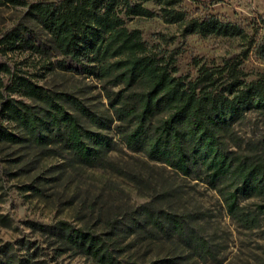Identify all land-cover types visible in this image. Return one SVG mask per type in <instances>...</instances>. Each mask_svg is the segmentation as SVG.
<instances>
[{
	"label": "trees",
	"instance_id": "trees-1",
	"mask_svg": "<svg viewBox=\"0 0 264 264\" xmlns=\"http://www.w3.org/2000/svg\"><path fill=\"white\" fill-rule=\"evenodd\" d=\"M185 0H0V6H25L28 15L51 37V46L38 39L35 29L20 22L0 38L7 54L62 55L63 69L106 78L114 85L108 92L113 116L102 117L75 96L51 92L31 78L12 73L0 61V114L15 122L22 135L0 125V140H29L39 146L55 145L77 161L101 163L112 148V137L103 130L86 127L65 101L75 106L96 126L109 129L118 121L117 135L132 151L166 164L186 176L207 183L218 191L227 212L246 228H255L264 214V153L257 156L230 149L233 124L252 109L264 112V73L249 79L242 64L253 48L264 57V39L257 40L238 23L217 15L189 17ZM151 2L158 9L150 8ZM161 16L176 23L181 33L238 37L241 52L223 65L196 61L198 75H177L175 50L159 54L149 50L139 29H129L134 18ZM4 74H12L10 84ZM21 95L39 101L38 106L6 96ZM259 197L254 209L242 198ZM139 224H151L166 235L176 236L192 254L207 257L210 242L183 215L144 204ZM54 229V228H53ZM56 229V230H55ZM54 233L70 248L91 256L98 264H123L106 240L95 233L60 221ZM6 264L15 257L7 254ZM29 258L19 264H28Z\"/></svg>",
	"mask_w": 264,
	"mask_h": 264
},
{
	"label": "rangeland",
	"instance_id": "rangeland-1",
	"mask_svg": "<svg viewBox=\"0 0 264 264\" xmlns=\"http://www.w3.org/2000/svg\"><path fill=\"white\" fill-rule=\"evenodd\" d=\"M146 4L158 9L151 2ZM183 6L189 17L214 14L244 26L260 42L264 39V0H185ZM20 22L35 29L42 44L51 46L50 34L28 15L27 7L0 6V38ZM127 26L142 32L151 51L175 50L176 74L189 79L198 75L197 60L208 66L223 65L243 49L238 37L183 35L179 25L166 23L161 16L134 18ZM62 58L52 52L5 54L0 50V61L12 73L27 76L51 92L71 94L99 116H113L108 92L118 91L124 84L63 69L57 63ZM242 67L249 79L264 73L261 52L253 48ZM3 77L6 84L11 83L12 74ZM5 95L41 104L20 92L5 90ZM64 103L86 127L108 133L112 148L101 163L89 165L55 145L0 140V264H6L7 254L15 257L13 264L25 258H29L28 264H98L59 239L54 229L60 221L103 237L123 264H264V214L257 227H244L227 212L216 189L143 152L130 150L117 135L118 121L103 129L71 103ZM0 125L22 135L18 125L4 120L2 114ZM227 139L230 149L242 154L255 157L264 153V112L247 111L233 124L232 137ZM258 201L256 196L242 198L241 204L254 209ZM148 203L187 218L210 242L212 253L205 258L192 255L176 236L137 223L142 222L139 213Z\"/></svg>",
	"mask_w": 264,
	"mask_h": 264
}]
</instances>
